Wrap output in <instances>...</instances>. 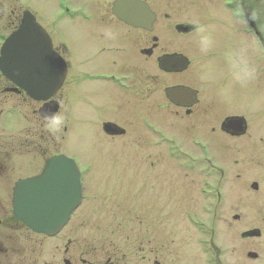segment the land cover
<instances>
[{
    "label": "flooded vegetation",
    "instance_id": "1",
    "mask_svg": "<svg viewBox=\"0 0 264 264\" xmlns=\"http://www.w3.org/2000/svg\"><path fill=\"white\" fill-rule=\"evenodd\" d=\"M191 1L198 6L195 24L187 22V0H24L20 11L0 1V56L30 13L42 32L26 40L36 43L48 68L65 74L56 92L34 100L0 72V264H264V217L250 220L251 198L264 209V129L251 131L245 99L263 89L264 82L255 83L264 74L263 15L248 0ZM194 33L192 67L187 37ZM78 117L84 129L124 130L111 138L147 129L171 144L166 129H212L214 147L225 145L234 157L263 151L259 159L231 158L225 169L216 162L210 180L191 173L184 190L171 192L165 176L148 175L151 199L137 209L153 216L133 223L136 247L110 241L100 253L74 236L86 198L81 170V204L55 236L32 231L13 213L16 184L41 175L55 156L42 158L44 143L55 140L51 129L60 121L65 131L76 129ZM233 118H244L246 128L225 129ZM191 133L194 142L197 131ZM174 211L188 214L184 223L194 236L172 237Z\"/></svg>",
    "mask_w": 264,
    "mask_h": 264
},
{
    "label": "rangeland",
    "instance_id": "2",
    "mask_svg": "<svg viewBox=\"0 0 264 264\" xmlns=\"http://www.w3.org/2000/svg\"><path fill=\"white\" fill-rule=\"evenodd\" d=\"M22 1L24 2V0H10L12 9L20 11ZM248 1L253 13L259 14V10L261 11L264 23V0ZM190 2L192 1L187 0L186 11L190 16L187 22L195 24L198 21V6ZM196 40L195 33L187 37L188 55L193 61L192 67H195L197 62ZM252 78L256 79L253 73ZM258 78L260 79L254 82L256 85H261L264 82V74L258 75ZM262 85V90L252 89V93L245 97L251 105L247 120L251 123L252 132H260V129H264V83ZM240 108L244 110L245 105L241 103ZM82 118L78 117L81 123L80 121L77 123L76 129L65 131L63 129L66 125L65 121H60L59 129H51L55 140L44 143L42 158L45 162L52 155L64 154L75 159L80 167L85 176L86 198L76 215L78 219L73 228L74 236L78 242L96 245L100 253L105 243L110 241L115 246L121 244L122 248L127 250H131L133 246L136 247L135 238L138 237V228L134 230L133 223L147 221L145 217L153 216L151 213L138 214L140 209H137L138 205L148 206L151 199L148 175L160 176L159 179L166 177L165 179L170 180L174 185V187L170 186L171 192L175 189L184 190L186 185L182 181H185L187 179L185 177L190 176L191 173L196 175L202 173L205 179L210 180L211 176L206 174L211 173L210 170L216 162L220 168L225 169L231 158L259 159L260 152L263 151L261 147H258V149L246 152V155L244 153V156L235 155L234 157L231 150L226 149L222 143L220 145L225 150L222 147H214L215 134L211 133L212 129H166L171 144L162 142L161 144L159 138L152 137L147 129H125L124 136L111 138L105 135L102 129H84ZM1 124H4L3 120ZM195 130L197 135L195 141L192 142L191 135L196 133L191 132ZM219 141L224 140L221 138ZM222 149L223 153L221 152L220 155L215 153ZM28 158L29 160L34 158V155ZM254 164H256L255 161ZM156 197L163 200L161 194ZM208 199L205 197V200ZM251 200L250 220L252 223H257L261 217H264V209L256 205V198H251ZM221 211L222 215H227L223 213L226 212L225 209ZM187 217L188 214L172 212L174 228L172 237L190 238L194 236L195 230L184 223L188 222ZM208 220L210 218L205 217L203 221ZM155 236L157 240L162 239V233L156 232ZM206 236L208 235L204 232V237Z\"/></svg>",
    "mask_w": 264,
    "mask_h": 264
},
{
    "label": "water",
    "instance_id": "3",
    "mask_svg": "<svg viewBox=\"0 0 264 264\" xmlns=\"http://www.w3.org/2000/svg\"><path fill=\"white\" fill-rule=\"evenodd\" d=\"M139 22L136 20L134 24ZM40 30L33 16L25 13L22 25L7 39L0 56V72L34 100L49 97L65 79L64 70L60 68L58 76L57 68H48L45 64L43 52H39L36 43L26 40L31 36L39 37ZM224 126L225 129H245L246 122L244 118H233ZM103 131L107 135L124 134L123 129ZM80 176L79 168L71 158L64 155L50 158L41 175L16 184L14 216L36 233L56 235L82 201Z\"/></svg>",
    "mask_w": 264,
    "mask_h": 264
},
{
    "label": "clouds",
    "instance_id": "4",
    "mask_svg": "<svg viewBox=\"0 0 264 264\" xmlns=\"http://www.w3.org/2000/svg\"><path fill=\"white\" fill-rule=\"evenodd\" d=\"M202 31V30H201Z\"/></svg>",
    "mask_w": 264,
    "mask_h": 264
}]
</instances>
